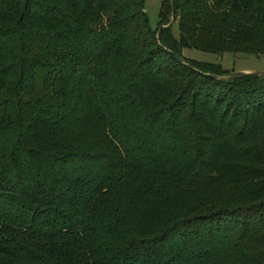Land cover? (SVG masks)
<instances>
[{
  "label": "trees",
  "instance_id": "16d2710c",
  "mask_svg": "<svg viewBox=\"0 0 264 264\" xmlns=\"http://www.w3.org/2000/svg\"><path fill=\"white\" fill-rule=\"evenodd\" d=\"M158 18L0 0V264H264V76L182 56H264V0Z\"/></svg>",
  "mask_w": 264,
  "mask_h": 264
},
{
  "label": "rangeland",
  "instance_id": "374dc122",
  "mask_svg": "<svg viewBox=\"0 0 264 264\" xmlns=\"http://www.w3.org/2000/svg\"><path fill=\"white\" fill-rule=\"evenodd\" d=\"M163 0H144L145 12L148 18L150 27L155 30L158 27V14L160 6ZM171 32L173 36L177 39L179 36L177 22L175 21L171 26ZM182 56L187 62H193L196 64H211L219 68L220 80L225 83V85L231 86L235 84L236 80L233 78L223 77V74L232 73H254V72H264V56H253L247 54H224L221 56L202 53L196 50H183ZM264 81V79H261ZM231 88H227L226 92L227 101L231 102L233 100V92L230 91ZM230 91V92H229ZM226 131V127H220V133Z\"/></svg>",
  "mask_w": 264,
  "mask_h": 264
},
{
  "label": "water",
  "instance_id": "95a60500",
  "mask_svg": "<svg viewBox=\"0 0 264 264\" xmlns=\"http://www.w3.org/2000/svg\"><path fill=\"white\" fill-rule=\"evenodd\" d=\"M174 17H175V10L173 8V3L171 1V21H170V24L169 25H171L173 23ZM162 28H164L163 25L159 27V30L158 31H160ZM174 58H175V60L177 62H179L181 64L183 63V60H182L181 57H179L177 55H174ZM189 68H191V67H189ZM246 75L259 77V76H264V72H254V73H246V72L241 73V72H238V73H232V74H230L228 76H246ZM210 77L213 78V79H218V77H216V76H210Z\"/></svg>",
  "mask_w": 264,
  "mask_h": 264
}]
</instances>
